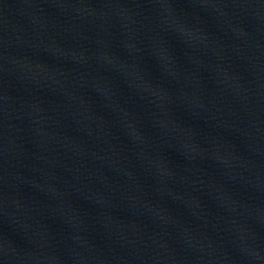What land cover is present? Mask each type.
Wrapping results in <instances>:
<instances>
[{"label":"water","instance_id":"water-1","mask_svg":"<svg viewBox=\"0 0 264 264\" xmlns=\"http://www.w3.org/2000/svg\"><path fill=\"white\" fill-rule=\"evenodd\" d=\"M0 264H264V0H0Z\"/></svg>","mask_w":264,"mask_h":264}]
</instances>
